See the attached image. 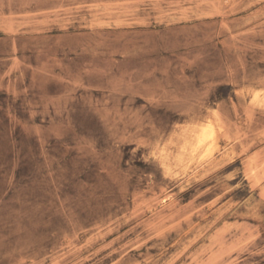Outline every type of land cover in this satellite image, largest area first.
<instances>
[{"label":"rangeland","instance_id":"rangeland-1","mask_svg":"<svg viewBox=\"0 0 264 264\" xmlns=\"http://www.w3.org/2000/svg\"><path fill=\"white\" fill-rule=\"evenodd\" d=\"M0 264H264V0H0Z\"/></svg>","mask_w":264,"mask_h":264},{"label":"bare ground","instance_id":"bare-ground-1","mask_svg":"<svg viewBox=\"0 0 264 264\" xmlns=\"http://www.w3.org/2000/svg\"><path fill=\"white\" fill-rule=\"evenodd\" d=\"M209 125V124H208ZM206 124V126H208ZM201 129H205L203 130V132L200 134V136L197 139L196 145L194 147V149H191L192 151H195L197 149H199L200 147H202L208 140L212 139V129L210 126H208L207 128H201ZM214 132V131H213ZM213 141V140H212ZM212 143V142H211ZM213 144V143H212ZM209 145V144H208ZM211 146V145H210ZM214 146V145H213ZM212 146V147H213ZM192 147V146H190ZM207 149V148H206ZM208 150V149H207ZM191 152V151H190ZM209 152V150H208ZM201 156V155H200ZM205 157V156H204Z\"/></svg>","mask_w":264,"mask_h":264}]
</instances>
